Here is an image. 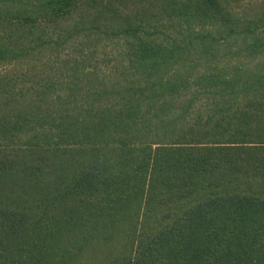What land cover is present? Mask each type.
Segmentation results:
<instances>
[{"label": "trees", "instance_id": "trees-1", "mask_svg": "<svg viewBox=\"0 0 264 264\" xmlns=\"http://www.w3.org/2000/svg\"><path fill=\"white\" fill-rule=\"evenodd\" d=\"M0 0V264H264V0Z\"/></svg>", "mask_w": 264, "mask_h": 264}, {"label": "rangeland", "instance_id": "rangeland-1", "mask_svg": "<svg viewBox=\"0 0 264 264\" xmlns=\"http://www.w3.org/2000/svg\"><path fill=\"white\" fill-rule=\"evenodd\" d=\"M249 1V0H248ZM251 2V1H249ZM235 6L239 7L245 5V2L238 1L234 3ZM242 8H247L243 6ZM105 255L102 254L100 249H98V252H91L89 254H86L84 257L80 259L81 264H104L105 262Z\"/></svg>", "mask_w": 264, "mask_h": 264}]
</instances>
